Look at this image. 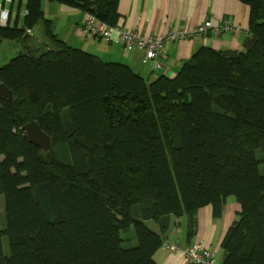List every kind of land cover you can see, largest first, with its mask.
Here are the masks:
<instances>
[{"label":"trees","instance_id":"16d2710c","mask_svg":"<svg viewBox=\"0 0 264 264\" xmlns=\"http://www.w3.org/2000/svg\"><path fill=\"white\" fill-rule=\"evenodd\" d=\"M43 1L119 19V0H26L22 26H0V40H22L42 22L47 41L0 66L13 95L0 97V264H155L170 216H187L190 239L198 209L220 217L229 195L240 210L221 264H264V0H239L242 51L201 46L153 80L60 39ZM33 120L67 144L68 161L28 140ZM131 226L136 242L124 247Z\"/></svg>","mask_w":264,"mask_h":264},{"label":"crops","instance_id":"0c3cea01","mask_svg":"<svg viewBox=\"0 0 264 264\" xmlns=\"http://www.w3.org/2000/svg\"><path fill=\"white\" fill-rule=\"evenodd\" d=\"M57 4V13L53 11L54 4H42V9L60 39L72 47L93 53L104 61L124 63L147 80H153L160 75L174 77L182 64L201 46L215 50L242 51L249 34V7L239 0H119L118 24L124 30L136 29L145 35H165L175 29L193 31L210 20L211 27L203 35L192 33L189 37L165 41L161 46L162 65L154 68L150 62L143 61V50L137 47L124 49L115 30L111 31L108 38L88 36L79 26V20L85 13L66 4ZM224 18H229L239 29L234 32H215L213 27L219 26ZM38 24L41 25V37L28 40L26 50L47 44L43 24ZM36 25L30 29L31 34ZM239 210L240 205L233 195L226 197L220 217L213 216L210 204L200 207L196 215V233L190 239L187 238V216H170V225L163 234L164 242L153 255L155 264H187L185 248L196 240L202 241L204 246L212 250L217 264H221L224 258L221 243L228 227L238 218ZM145 223L152 230L159 231L158 224L153 220H146ZM130 242L134 244L136 238ZM164 244H176L178 248L170 251L163 247Z\"/></svg>","mask_w":264,"mask_h":264},{"label":"built area","instance_id":"2783aa9c","mask_svg":"<svg viewBox=\"0 0 264 264\" xmlns=\"http://www.w3.org/2000/svg\"><path fill=\"white\" fill-rule=\"evenodd\" d=\"M27 14L26 0H0V26H22L23 17ZM211 27L210 20L197 27L193 31L175 29L165 35L161 34H142L136 29L124 30L120 24L109 26L98 19L93 14H86L80 20L82 32L88 36L108 38L111 31L117 32L118 41L124 49L137 47L143 50V61L150 62L154 68L161 67V45L166 40H177L191 36L192 33L205 34ZM215 32L231 31L234 32L239 27L233 25L229 18H224L219 26L213 27ZM170 251L177 250V245L164 244ZM187 264H217L215 253L202 244V241L196 240L185 248Z\"/></svg>","mask_w":264,"mask_h":264},{"label":"rangeland","instance_id":"374dc122","mask_svg":"<svg viewBox=\"0 0 264 264\" xmlns=\"http://www.w3.org/2000/svg\"><path fill=\"white\" fill-rule=\"evenodd\" d=\"M42 4H54V13L58 12L57 3L54 2H43ZM86 14L83 15V17ZM82 17V18H83ZM81 18V19H82ZM80 19V20H81ZM80 20H79V26H80ZM105 24H107L105 22ZM108 25V24H107ZM9 26V25H6ZM41 25L38 24L35 26L33 33L31 34L30 28H26L25 30V35H27L24 39L23 36L22 40H11V39H1L0 40V66L6 64L12 57L18 55L19 53H21V51L23 52H27L26 50V46H28V40H33L40 38L41 37ZM91 37H95V36H91ZM98 38H102V37H98ZM178 40V39H177ZM168 41V40H166ZM162 46V45H161ZM43 47L42 45H39L38 48ZM38 48L35 49H31L30 51L32 52L33 50L37 51ZM45 48V46H44ZM50 155H52L53 157H56L62 161H68L69 160V154H68V150H67V144L63 141H58L56 140L55 142H52V148L49 150ZM257 156H261V151L257 150L256 151ZM259 171L261 174H264V162H260L259 163ZM5 226V213H4V198L2 195H0V227H4ZM121 238L123 239L122 241V245L124 247H129L131 245H133V242L131 243L130 240L133 239L135 237L134 231L132 226L125 231H121L120 233ZM2 243H3V250L5 252V254L8 253V242H7V238L6 236H3L2 238ZM170 245H176V244H170Z\"/></svg>","mask_w":264,"mask_h":264},{"label":"water","instance_id":"95a60500","mask_svg":"<svg viewBox=\"0 0 264 264\" xmlns=\"http://www.w3.org/2000/svg\"><path fill=\"white\" fill-rule=\"evenodd\" d=\"M25 35L23 39L26 37ZM31 49L27 50V53L32 54ZM32 52H36L33 50ZM0 97L7 98L8 100H12V92L5 86L4 83H0ZM22 129L25 131L28 140L34 145L38 146L40 149L47 151L52 146L51 137L44 130H42L37 123V121L33 120L25 124Z\"/></svg>","mask_w":264,"mask_h":264}]
</instances>
